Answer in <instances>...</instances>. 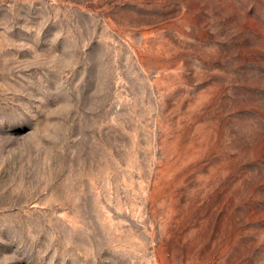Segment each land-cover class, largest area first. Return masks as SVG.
<instances>
[{"label": "rangeland", "instance_id": "374dc122", "mask_svg": "<svg viewBox=\"0 0 264 264\" xmlns=\"http://www.w3.org/2000/svg\"><path fill=\"white\" fill-rule=\"evenodd\" d=\"M0 264H264V0H0Z\"/></svg>", "mask_w": 264, "mask_h": 264}]
</instances>
